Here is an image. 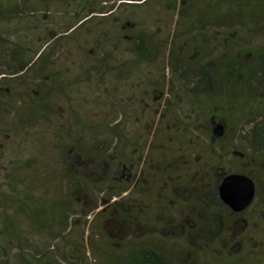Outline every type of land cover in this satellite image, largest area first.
Wrapping results in <instances>:
<instances>
[{
    "label": "trees",
    "instance_id": "trees-1",
    "mask_svg": "<svg viewBox=\"0 0 264 264\" xmlns=\"http://www.w3.org/2000/svg\"><path fill=\"white\" fill-rule=\"evenodd\" d=\"M156 1L177 14L170 41L139 27L142 20L116 15L113 0H0V137L7 128L43 123L55 113L51 98L65 81L47 70L51 45L91 13L110 22L121 18L118 33L138 59L156 62L169 43L167 67L151 79L153 93L163 111L172 105L181 115L164 143L148 120L144 135L130 133L124 110L121 119L89 123L72 108L74 125L59 129L54 140L57 169L50 183L33 184L30 176L43 163L23 157L15 163L25 176L10 175L7 192L0 189V201L12 207L0 213V264H81L82 240L68 239L67 232L93 212L89 250L104 264H208L218 239L239 242L236 225L246 222L253 203L264 208V0ZM54 5L74 18L64 27L42 28L37 7ZM114 67L122 76L131 66L119 61ZM24 83L31 96L18 89ZM231 172L255 183L252 201L238 212L217 193ZM21 219L61 246L31 248Z\"/></svg>",
    "mask_w": 264,
    "mask_h": 264
},
{
    "label": "rangeland",
    "instance_id": "rangeland-1",
    "mask_svg": "<svg viewBox=\"0 0 264 264\" xmlns=\"http://www.w3.org/2000/svg\"><path fill=\"white\" fill-rule=\"evenodd\" d=\"M113 1L117 6L116 15L121 18L127 16V20L131 19L130 22L142 20L138 23L139 27L162 37L169 35L170 41L177 14L166 9L161 2L151 0L147 3L135 4L137 0ZM120 1L132 3H119ZM37 8L34 15L43 21L42 28L64 27L75 16L60 5H54L48 11L39 6ZM102 14H89L85 17L87 20L72 35L61 36L58 42L51 45L47 70L60 72L65 81L64 88L55 91L51 98L55 113L43 123L17 124L3 130V133H7L0 137V189L4 192H7L6 183L10 175L25 176L26 173L22 174L23 170H19L15 163L17 159L23 157H34L43 163L40 172L30 176L33 184L43 188L46 183H50L57 169L54 140L59 129L65 126L72 128L74 125L70 115L72 108L78 110L90 121L89 123L96 120L109 123L121 119L124 110L127 115L124 126L130 133L142 131L144 135L148 126L142 124L148 120L153 123L152 129L156 130L157 139H163L164 143L166 140L164 136L171 132L172 120L181 118L178 110L172 105L163 111L162 103H158L159 96L153 93L151 79L157 71H161V65L167 67L169 43L162 49L156 62L138 59L128 48L124 33H118L121 18L110 22L104 18L105 16H100ZM26 16L31 18L30 15ZM19 21L21 25L22 18ZM129 26V23L125 25L127 28ZM24 32L29 33V29L25 28ZM36 46L32 48L35 49ZM119 61L124 62L125 66L128 64L131 66L125 71L126 75H116L118 70L116 71L114 66ZM99 62L102 63L100 67ZM95 69L97 71L93 72ZM165 73L168 77L167 69ZM174 80V86L178 87L180 82L176 81L178 79ZM17 87L19 90L27 91V96H31V90L26 83ZM251 104V107H257L258 102L254 101ZM148 139L149 143L151 135ZM197 150L201 149L197 147ZM11 208L8 203L0 201V213L11 211ZM94 214L95 212L89 214L85 223L81 220L79 225L70 228L67 232L68 239L82 240L85 258H81V264H104L89 250V225L95 221ZM244 219L246 222L236 225L242 233L237 239L239 244H233L236 243L234 236L226 235L218 239L211 247L208 264H264V208L258 203H253L252 209L244 214ZM19 226L28 238L31 248L44 250L49 245L50 250H53L62 244L59 240L52 241L45 233L31 230L28 223L22 219ZM8 247L11 248L13 255L16 248L13 247L12 242H8Z\"/></svg>",
    "mask_w": 264,
    "mask_h": 264
},
{
    "label": "water",
    "instance_id": "water-1",
    "mask_svg": "<svg viewBox=\"0 0 264 264\" xmlns=\"http://www.w3.org/2000/svg\"><path fill=\"white\" fill-rule=\"evenodd\" d=\"M217 193L223 203L238 212L252 201L255 195V183L245 173L231 172L222 177Z\"/></svg>",
    "mask_w": 264,
    "mask_h": 264
}]
</instances>
